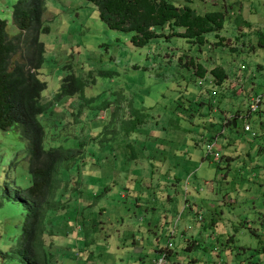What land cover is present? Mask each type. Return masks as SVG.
Masks as SVG:
<instances>
[{"label": "rangeland", "instance_id": "1", "mask_svg": "<svg viewBox=\"0 0 264 264\" xmlns=\"http://www.w3.org/2000/svg\"><path fill=\"white\" fill-rule=\"evenodd\" d=\"M169 1L177 6H189L201 15L222 11L225 27L220 35L225 37L224 43L217 46L218 39L209 33L204 45L193 44L180 36L183 28L166 27L160 30L162 35L143 47H136L128 33L113 30L101 21L98 8L92 2L46 1L43 19L50 24L51 31L40 37L46 47L44 67L40 71L47 82L43 101L52 100L69 74L81 78L84 86L76 96L64 97L58 102L67 110L70 105L74 109L83 106L82 128L73 129L72 123H66L57 129H47L48 136L54 139L48 141V146L73 147L82 139L93 137L110 122L113 112L119 109L117 114L122 117L129 105L146 114L141 133L134 135L139 141H134L133 150L124 148L123 142L117 141L110 149L94 151L79 185L80 193L72 198L68 211L54 218L55 235H45L48 250H53L56 255L55 258L47 256L48 264H92L94 259L98 264V260L110 264H151L156 256L147 244L149 233L145 228L154 215L155 218L162 215L160 221L165 215L169 216L165 226L173 235L165 234L163 224L160 240L162 246H166L168 239L172 242L174 253L168 259L172 264H194L193 259L199 264H264V237L261 234L264 226L261 227L256 214L264 209L263 167L257 169L255 178L251 176L259 139L243 130L244 124L248 123L259 134L264 131V47L258 43V33L264 32V0ZM16 2L0 0V17L7 21L10 36L18 34L12 19ZM211 53L217 55L218 60L212 59ZM191 58L209 68L221 64L232 74L226 83L229 89L217 87L228 94L223 98L214 97L217 113L210 111L212 95L199 92L193 70L183 64ZM259 65L263 68L257 69ZM241 71L245 74L251 71L250 75H255L253 83H237L240 77L236 78V75ZM239 91L241 95H238ZM195 95L200 96V104L194 101ZM252 95L261 96L262 103L258 112L249 115ZM238 111L244 116L245 123L241 118L237 130L235 127L224 129L222 139H231L221 144L219 162L207 157L205 148L194 147L197 133L204 134L211 127L222 128L223 116ZM64 120L73 121L69 112ZM18 143L16 132L0 129L1 151L18 150ZM142 146L155 156L145 159L152 163L148 172L141 171L135 164L140 157H130V164L114 159V168L111 166L107 153L126 151L131 155L132 151L140 153L144 149ZM188 151L194 158L184 156ZM227 157H231L230 167ZM3 169L0 166V177ZM135 170L141 180L132 176ZM18 174L23 176L21 183L28 186L31 178L27 164ZM176 176L181 181L176 182ZM159 177L171 179L175 187H169L170 184L163 183L162 179L158 187ZM166 192L173 197L169 207L154 199L160 200ZM3 218L0 217V264H35L23 249L13 247L14 225L10 223L14 220L11 218L8 222L10 217ZM88 218H91L89 223ZM68 220L85 226L75 249L73 246L60 247L62 242L76 238L73 233L68 235L73 231ZM77 229L80 228L77 226ZM192 240L200 244L194 246ZM137 246L145 247L143 255L133 252ZM75 251L79 254L77 258L72 257ZM118 251L124 254L120 258H117Z\"/></svg>", "mask_w": 264, "mask_h": 264}, {"label": "trees", "instance_id": "2", "mask_svg": "<svg viewBox=\"0 0 264 264\" xmlns=\"http://www.w3.org/2000/svg\"><path fill=\"white\" fill-rule=\"evenodd\" d=\"M46 1L17 0L12 11V19L18 30L15 36L8 34L7 21L0 17V129L13 130L19 136L18 150L11 153L0 150V166L4 168L3 177H0V217H10L7 218L9 222L16 214L24 216L22 219L15 216L10 223L14 225L13 247L23 249V253L32 258L35 264H48L47 256H53L45 243V235H55L52 229L54 218L68 211L72 198L80 193L79 185L95 155L94 151L110 149L117 141H122L124 148L133 150L134 141H139L134 135L141 133L140 128L146 117L142 111L129 105L122 117L117 114L119 109L113 112L110 122L93 137L82 139L73 147L48 146V141L54 139L48 136L47 129H57L66 123H72L73 129L82 128L83 106L74 109L68 105L70 109L67 110L60 107L58 102L64 97L76 96L84 86L81 78L69 74L51 97L52 100L43 101L47 82L42 79L40 71L44 67L46 47L40 37L51 31L50 24L43 19ZM88 1L98 8L102 22L113 30L128 33L136 47L147 45L162 35L160 30L166 27L172 30L174 27L183 28L180 36L197 45L208 42L209 33L218 39L217 46L225 40L220 36V31L225 27L222 11L201 15L189 6H177L169 0ZM258 43L264 47V32L258 33ZM183 64L200 78L210 72L217 85L228 79L227 71L220 65L208 71L194 58ZM194 101L199 103L200 99ZM67 112L73 121L64 120ZM236 121V116L231 117L225 125L235 129ZM12 154L14 157H11ZM131 154L132 159L138 158L136 151ZM24 164H27L31 178L28 186L21 183L23 176L18 174Z\"/></svg>", "mask_w": 264, "mask_h": 264}, {"label": "crops", "instance_id": "3", "mask_svg": "<svg viewBox=\"0 0 264 264\" xmlns=\"http://www.w3.org/2000/svg\"><path fill=\"white\" fill-rule=\"evenodd\" d=\"M220 36H222V35H220ZM222 37H224V36H222ZM211 54H212L211 55L212 56L211 57L212 59H214V60L217 59L218 60L219 57L217 55H215L214 53H211ZM197 63H199V62H197ZM215 66H217V65H215ZM220 66H221V64H220ZM214 67L209 68V67H206L205 66V68H207L208 71H210ZM222 67L225 69L224 66H222ZM259 68H263V66L262 65L257 66V69H259ZM250 72L251 71H249L248 74H245L242 71L241 72H238V74L236 75V78L237 77H240V80H238V81L235 80V81H237V83L238 82H240V83H243V82H245V83H248L249 82L250 83V82H252L253 83V79H254V76L255 75L253 73H252V75H250L251 74ZM227 74H228V79L229 78L231 79V75H232L231 72L230 71H227ZM192 76H195V78L197 80V85H199L197 89L200 90L199 91L200 93H204L206 91L208 94L212 95V101H211V103L209 105L210 106V111L213 112V113H217L218 110L216 109V107L214 105V103H217V100L214 97H219L220 96L221 98H223L226 95H228V94H225V91L223 92V91L218 90L217 87L221 88L222 90L223 89H229L227 87L228 85L226 84L228 79L223 84L217 85L215 83L214 77L210 74V72H208L205 75L204 78H200V77H197L195 71L193 70ZM243 87H245V86H243ZM239 92L240 93L238 95H241L242 92L241 91H239ZM252 97H253V95L250 96L249 101L251 100ZM193 98L199 101L200 96L195 95V96H193ZM202 107H203V105L201 106V108ZM235 116L237 117V121L235 122L236 125L234 127L237 130V128L239 127V123H238L239 121L238 120L241 119V118L244 120V118H243L244 116H242L239 111L236 112V113L229 114V115H224L223 118H222V128H219V127H215V128L214 127H211V129H209L208 131H205L204 134L197 133V137H195L194 140H193L195 142L194 143V147L196 149H198L200 147L201 148H205V151H206V144L209 142L208 140H210L211 138H216L217 137V139H218L217 148H218V150H221L222 149L221 148V144L222 143H226V142H228L231 139V138H225V137H224V139H222L223 138V135H224L223 134L224 129L226 127H228L225 124H226V122H227V120L229 118H231V117L233 118ZM244 123H245V120H244ZM260 124H262V121L260 122ZM211 125H212V123H211ZM157 126H158V124H157ZM244 126H245V124H244ZM244 126H243V130H244ZM175 128H177V127H175ZM246 132H251V135L252 136H254V134H255L254 137L257 138L256 140L259 139L257 141L258 142L257 143L258 150L255 149V151H254V153H256V152L258 153L257 154L258 156L256 155L257 157L255 158V162L251 166V170L253 171V175H251V176L253 178H255L257 176V174H258L257 169L259 167H263V173H264V164H263V160H264V131L259 134V132L257 130H253V128H251L250 131H246ZM151 139H153V138H151ZM142 141H143V139H142ZM156 142H158V141L156 140ZM204 145H205V147H204ZM142 147H144V146H142ZM170 149H172L171 146H170ZM164 152L167 153L168 151H165L164 150ZM107 154L109 155L108 159L110 160V164H111L112 167H113L114 159L115 160H118L119 162H121L123 164H125V163L130 164V160H128V159H130V157L131 158L133 157L132 154L131 155H128V153L126 151H122L120 153L114 152V154H110V153H107ZM137 155H138L137 156L138 157L137 159H139V157H140L141 160H139L135 164H137L138 166L141 167V169H140L141 171H144L145 173L148 172L149 165H152V163L151 162L147 163V160H145V159H148V160L149 159H152V158L154 159L155 158L154 152L148 151V150H145V149H142V151L140 153L137 152ZM184 156H188V158H194L193 154H191V152H189V151L186 152V155H184ZM169 157H170V152H169ZM221 157H222V155H221ZM230 158L231 157L225 158L227 160L226 162H227L228 167H230V165H231V162L229 160ZM216 162H219V161H216ZM126 173L131 174V172H126ZM136 173H137V170H135L133 172L132 176L133 177H137L138 178V179H136L137 181L138 180H141L140 179L141 176H136L137 175ZM161 179H162V182L163 183L167 182L168 184H170V185H168L169 187H175V184L173 182H171V179H168L167 177H165V178L159 177L158 178V182H159L158 183V187L161 185L160 184L161 183ZM175 180H176V182H178V181H181V178L178 177V176H176ZM186 181H188V179ZM198 198L199 197H195L194 199H198ZM154 199H156V201H157L158 204H160V203L163 202L162 204L165 203V205L169 207L171 205V202H172L173 197L170 195L169 192H166L165 194H163L161 196V199L160 200H158L156 197ZM186 201L188 202L189 199L186 198ZM186 205L188 206L187 203H186ZM169 214H171V213H169ZM256 214L258 215V222L261 223V227L264 226V209L262 210V212H256ZM161 217H162V215H159V218H155V215H154L153 216V219H151V221L149 222L148 226L145 228V231L149 233V236L147 237V244L148 245H151V249L154 250L155 256H156V259L155 260H153V259L151 260V264H156V261L158 259H161L163 256H166V264H172L168 259H170L171 255L174 253L173 244L168 239V241L165 243L166 246H162L163 245L162 244L163 242H161V240H160V237H161V234H162L161 230L163 228L162 225L164 224V227H166L165 234L169 233V235L172 236L173 235V232L171 233L169 230H167V227L168 226H165V222L168 221L167 219L169 218V216L168 215H165L163 217L164 220L160 221V218ZM90 219L91 218H88L87 219V223H89V220ZM258 222H257L256 225H258ZM68 223H69L70 227H72L71 230H73L71 232H68L69 233L68 235L71 236L72 233H73L76 236V238L73 239V240L72 239L67 240V242H62L61 245H60V247H62L61 249H68L69 246H73L74 249H75L77 242H79L80 238L83 236L82 231H83V227H85V226H82L83 224H81L80 222H78V224H76V225L80 229H77V226L75 224H73L72 221H69ZM87 223H86V220H85L84 224L86 225ZM246 228H248V226ZM257 228H258V226H257ZM255 230H257V229H255ZM167 231H169V232H167ZM261 234L264 237V232L261 233ZM191 242L193 243L194 246H198L200 244V243L196 242L195 240H192ZM136 243L137 242L134 240L133 244L135 246H136ZM141 247L142 246H137L135 249H133V252L135 254H137V255H143L144 252H145V247H142V248ZM71 249H73V248L71 247ZM51 252H53V250ZM62 252H65V251H62ZM116 254H117V258H120V257H122L124 255L122 253V251H118ZM78 255L79 254H77V252L75 251V256L73 255L72 257L73 258H75V257L77 258ZM54 256H56V255L53 254V258H55ZM64 257H66V256H64ZM140 258H142V257H140ZM109 260L112 261V259H110V258H109ZM130 260L131 259L128 258V261H130ZM92 261H93L92 264H98L96 259H94ZM98 261H99V264H110L111 263V262H108L106 260H98ZM193 261H195L194 264H199V263H197L198 262L197 259H193Z\"/></svg>", "mask_w": 264, "mask_h": 264}, {"label": "built area", "instance_id": "4", "mask_svg": "<svg viewBox=\"0 0 264 264\" xmlns=\"http://www.w3.org/2000/svg\"><path fill=\"white\" fill-rule=\"evenodd\" d=\"M262 103V97L258 95H254L249 104L248 114L251 115L252 113H256L260 110ZM245 131H250L251 126L247 123L244 126ZM255 136V134H254ZM218 139L217 137L214 138L213 141L208 142L206 144V156L211 157L214 161H219L221 159L220 150L217 148ZM156 264H166V256H163L161 259L156 261Z\"/></svg>", "mask_w": 264, "mask_h": 264}, {"label": "water", "instance_id": "5", "mask_svg": "<svg viewBox=\"0 0 264 264\" xmlns=\"http://www.w3.org/2000/svg\"><path fill=\"white\" fill-rule=\"evenodd\" d=\"M234 125H236V123H234Z\"/></svg>", "mask_w": 264, "mask_h": 264}]
</instances>
